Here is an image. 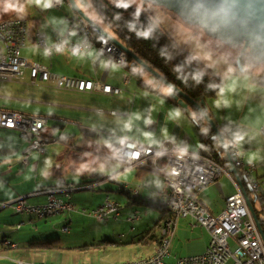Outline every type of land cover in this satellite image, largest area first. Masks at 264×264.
<instances>
[{
  "label": "crops",
  "instance_id": "1",
  "mask_svg": "<svg viewBox=\"0 0 264 264\" xmlns=\"http://www.w3.org/2000/svg\"><path fill=\"white\" fill-rule=\"evenodd\" d=\"M65 6L70 9L67 14H47L44 19H36L33 24L28 18L21 17L29 23L27 45L22 50V57L30 63L36 62L46 66L53 73L108 84L122 88L125 93L122 96H110L100 92H72L59 88L53 81H37L33 84L29 71L20 83H1L0 110L47 117L49 123L44 130V135L48 138L46 153L35 154L30 158L26 157L27 143L19 131L0 129V204L11 202L20 196H28L31 204L42 205L49 199L44 191L62 187L75 189L71 193V201L74 203L73 193L79 191L77 188L83 184L90 185L88 190L92 191L97 188L104 189L105 193L94 210L110 199L120 205L119 220L122 214H127L124 218L127 223L139 222L142 219L140 211L134 207H125L140 205L143 202L148 208V203H155L152 200L158 198L159 193L168 192L165 175L164 172L155 170L152 165L140 169L126 168L117 158L115 146L126 138L141 145L154 147H159L165 140H172L183 151L210 155L202 144L201 132L205 128L201 123V127L197 126L172 102L140 90L137 80L127 70V64H116L108 54L100 52L97 47L85 55H75L69 50L57 52L52 56L46 55L37 46L38 32L44 34L49 43L60 37L77 41L69 31L68 18L78 14L71 10L69 4ZM6 18L10 17L0 20ZM222 77L225 84L219 96L206 100L209 112L226 141L230 145L237 143L244 150L246 163L251 161L256 164L255 175L261 182L264 195V66L241 72L232 58L229 60L226 75L223 74ZM195 117H198L197 112ZM97 179L98 182H92ZM12 181L16 183H11ZM79 181L80 184L77 183ZM125 181L130 182L131 188L138 190V195L120 189L121 183ZM11 184L16 188L7 189V185ZM111 190L128 195L130 200L124 202L111 196L105 197ZM235 191L232 180L223 176L200 192L198 198L214 215H218L225 208L226 197ZM57 196L66 199L61 194ZM74 205L75 211L65 213L80 212L84 215L81 209L86 207L75 203ZM135 212H139L141 218L136 222L127 221L126 219ZM168 217H165L166 220ZM12 222L11 229L6 231L0 240L1 252L3 249H11L9 253H0V260L6 258V255H12L8 260L13 264L18 260L27 264L39 263L36 260L44 255L45 250L33 245L39 241L32 233L20 236L18 240L11 237L13 233L20 232L26 223L32 225L33 219L29 222ZM180 222L177 220L175 229L180 227ZM192 223L193 220L189 221L190 227ZM16 224L15 229L13 226ZM192 228V236L197 237L190 242L199 241V250L192 255L202 254L209 245V239L207 240L201 231L207 230L202 227ZM5 240L10 241L13 246H7ZM157 248L156 243L154 253ZM2 255L5 257L1 258ZM134 260L137 259L132 261ZM0 264L4 263L0 261Z\"/></svg>",
  "mask_w": 264,
  "mask_h": 264
},
{
  "label": "built area",
  "instance_id": "2",
  "mask_svg": "<svg viewBox=\"0 0 264 264\" xmlns=\"http://www.w3.org/2000/svg\"><path fill=\"white\" fill-rule=\"evenodd\" d=\"M67 4L68 0H51V7L54 8H61ZM68 23L70 33L77 41L60 37L49 43L44 34L37 33V46L46 55L52 56L65 50L75 52V55H85L97 47L100 52L108 54L116 64L128 63L130 57L125 51L109 39L100 37L102 38L100 41L98 34L79 15L68 18ZM28 33L29 23L25 18L10 17L0 21V84L20 83L29 71L33 84L37 81H53L59 88L72 92H100L110 96H122L125 93L122 88L60 75L40 63L28 62L22 57ZM48 123L47 117L0 110V129L17 130L21 133L27 143V158L46 153L48 138L44 135V130ZM231 152L243 183L248 187L250 196L256 199L255 210L264 232V195L261 182L255 175L256 164L245 162L244 150L237 143L231 144ZM115 153L126 168L140 169L152 165L155 170L164 172L168 192L159 193V197L173 204L174 210L178 211V218H191L192 227L206 229L211 237L204 253L174 258L171 243L175 237L177 219L176 222L167 224L165 250L156 256L153 262L126 264H264L263 233L248 207L241 185L229 168L217 162L211 155L183 151L172 140H165L159 147H154L141 145L126 138L115 146ZM136 153L139 155H135ZM223 176L232 180L236 191L226 197L224 210L214 215L199 200L198 194ZM64 188H70V195H64L66 199L56 196V189H49L44 191V194L49 196L45 204L33 205L28 201V196H23V202H16L15 199L1 203L0 210L14 207L17 213L38 219L75 211L76 207L71 201V193L75 189ZM141 188L140 186L139 189ZM81 212L95 217L98 221L108 216H115V220H119L120 205L108 199L96 210L82 208ZM140 218V213L135 212L126 220L136 222ZM5 244L13 246L12 243ZM16 264L27 263L18 260Z\"/></svg>",
  "mask_w": 264,
  "mask_h": 264
},
{
  "label": "rangeland",
  "instance_id": "3",
  "mask_svg": "<svg viewBox=\"0 0 264 264\" xmlns=\"http://www.w3.org/2000/svg\"><path fill=\"white\" fill-rule=\"evenodd\" d=\"M46 2L48 0H40V3H37L36 0H0V18L11 16L26 17L33 24L36 23V19H44L47 14L65 15L70 10L66 6L63 8L45 7L44 4ZM8 4H15L16 9L23 10L10 9L5 11V7ZM149 8L160 21L163 29L171 34L180 46L196 56L214 73L221 76L223 74L226 75L229 60H232V58L237 65L240 55L239 49H232L224 43L208 37L200 28L185 24L176 15L158 6L150 5ZM11 183L16 182L12 181ZM77 183L80 184V181ZM122 184H130V182L125 181ZM80 186L77 188L79 191L73 193L74 203L78 206L86 207L90 211L94 210V207H97L98 201L105 193L104 189L97 188L92 191L88 190L90 185L80 184ZM15 188L12 184L7 185V189ZM105 195V197L111 196L113 199H122L124 202L130 200L128 195L112 190L110 194ZM145 206V203L141 202L140 205L125 207H134V209L140 211L142 219L136 223H127L124 220L127 214H122L119 221L110 220V218L99 222L96 218L89 217L86 214L82 215L80 212L63 213L47 219H37L19 215L14 207H9L0 211V240H2L6 231L11 229L12 221L24 220L29 222L30 219H33L32 225L26 223L20 232L13 233L11 237L14 240H18L20 236L32 233L39 242L60 241L59 245L54 248L43 251L44 255L39 257L36 262L43 261L50 264H102L103 261H108L122 264L133 259L153 255L157 239L162 236L161 227L165 223V217L169 212L167 210L161 211L157 207L148 206L147 208ZM145 209H147L146 212ZM191 220V218H178V221H181V225L176 229V236L171 243V253L174 257L192 255L199 250V241L190 242L191 239L197 237L191 234L194 231L188 224ZM13 227L16 229L17 224ZM65 227L68 228L67 231L64 230ZM201 232H204V237L207 240L209 239L210 242V234L204 230ZM148 234L150 236L145 241L144 239ZM10 249H3L2 252L0 249V253H9ZM2 257L5 256L2 255ZM8 257H12V255H6V258L0 261L4 264H13L8 260Z\"/></svg>",
  "mask_w": 264,
  "mask_h": 264
},
{
  "label": "water",
  "instance_id": "4",
  "mask_svg": "<svg viewBox=\"0 0 264 264\" xmlns=\"http://www.w3.org/2000/svg\"><path fill=\"white\" fill-rule=\"evenodd\" d=\"M173 13L185 24L200 28L208 37L218 40L232 49H239L237 66L239 70H255L264 65V0H141ZM71 10L83 18L102 38L109 39L125 51L133 63L149 74V81L157 88L171 89L168 96L173 99L193 122L201 127L195 117L199 112L206 125L214 132L213 139L218 140L223 150L229 170L241 185L248 207L264 232L255 210L256 199L252 198L248 187L243 183L239 170L235 166V157L231 145L226 141L218 124L209 112L205 99L195 100L181 88L174 85L165 76L152 68L134 50L127 47L113 34L94 20L87 10L92 9L89 0H68Z\"/></svg>",
  "mask_w": 264,
  "mask_h": 264
},
{
  "label": "trees",
  "instance_id": "5",
  "mask_svg": "<svg viewBox=\"0 0 264 264\" xmlns=\"http://www.w3.org/2000/svg\"><path fill=\"white\" fill-rule=\"evenodd\" d=\"M92 9L87 10L91 16L106 30L113 33L127 47L134 50L152 68L170 80L174 85L184 90L195 100H213L219 96L225 80L214 73L207 65L202 63L187 49L180 46L174 38L166 32L160 21L153 15L150 5L141 0H89ZM127 3V8L120 6ZM155 6V5H154ZM162 9V8H161ZM139 10V15L137 11ZM134 26V27H133ZM152 29L150 37L138 36L139 32ZM101 40V38H99ZM127 70L138 82L139 89L151 95L159 96L181 107L171 99L166 92V87L157 88L149 81V74L129 59ZM182 110V109H181ZM196 114V112H195ZM198 119L205 128L201 132L202 144L208 149L210 155L220 164L228 167L224 159L223 150L218 140L213 139L214 132L206 125L199 112ZM99 179L92 182H98ZM140 203V201H135ZM151 207H157L161 211L166 209L157 203H148ZM169 214L167 213L166 217ZM67 228V227H65ZM64 228V229H65ZM68 229V228H67ZM150 235L144 239L145 241ZM58 240L34 243L38 249H50L59 245ZM162 242V236L157 239L158 246ZM57 243V244H53Z\"/></svg>",
  "mask_w": 264,
  "mask_h": 264
},
{
  "label": "bare ground",
  "instance_id": "6",
  "mask_svg": "<svg viewBox=\"0 0 264 264\" xmlns=\"http://www.w3.org/2000/svg\"><path fill=\"white\" fill-rule=\"evenodd\" d=\"M120 189L124 192H132L133 194L138 195V192L136 189L131 188V186H120ZM57 194H61V195H70V188H63V189H56V196ZM152 201H155V203H157L158 205L162 206L163 208H165L168 212H169V217L167 218V220L165 221V223L162 225V242L161 244L158 246L157 250L155 251V253L151 256L145 257V258H141V259H137L134 261H128V262H141V263H150L153 262L156 258V256H158L161 252H163L165 250L166 247V243H167V224L168 223H173L176 222V220L178 219V211L174 210V206L171 202H169V200H166L165 198L162 197H158V198H154ZM16 202H23V196H20L18 198H16ZM114 219L115 220V216H108V217H103L102 221L104 220H108V219ZM5 243H11L8 240H5ZM128 262L122 263V264H126ZM37 264H49L46 262H39ZM102 264H106V263H102ZM111 264H119V263H111Z\"/></svg>",
  "mask_w": 264,
  "mask_h": 264
},
{
  "label": "clouds",
  "instance_id": "7",
  "mask_svg": "<svg viewBox=\"0 0 264 264\" xmlns=\"http://www.w3.org/2000/svg\"><path fill=\"white\" fill-rule=\"evenodd\" d=\"M36 2H37V3H40V0H36ZM44 6H45V7H51V0H48V2H46V3L44 4ZM120 6L127 8L129 5H128L127 3H121ZM10 9H12V10H20V11L23 10V9H16V5H15V4H8V5L5 7V11H8V10H10ZM139 14H140V13H139V10H138V11H137V15H139ZM133 27H134V26H133ZM151 33H152V29L149 28L148 31H145V32H139V33H138V36H141V37H144V38H148V37H150ZM73 54H75V52H74ZM167 91H168V92H171V89H168ZM249 163H251V161H249Z\"/></svg>",
  "mask_w": 264,
  "mask_h": 264
},
{
  "label": "snow or ice",
  "instance_id": "8",
  "mask_svg": "<svg viewBox=\"0 0 264 264\" xmlns=\"http://www.w3.org/2000/svg\"><path fill=\"white\" fill-rule=\"evenodd\" d=\"M135 155H139V153H136Z\"/></svg>",
  "mask_w": 264,
  "mask_h": 264
},
{
  "label": "flooded vegetation",
  "instance_id": "9",
  "mask_svg": "<svg viewBox=\"0 0 264 264\" xmlns=\"http://www.w3.org/2000/svg\"><path fill=\"white\" fill-rule=\"evenodd\" d=\"M197 28V27H196Z\"/></svg>",
  "mask_w": 264,
  "mask_h": 264
}]
</instances>
